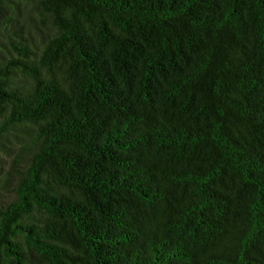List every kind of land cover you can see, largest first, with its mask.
I'll list each match as a JSON object with an SVG mask.
<instances>
[{
    "label": "trees",
    "instance_id": "1",
    "mask_svg": "<svg viewBox=\"0 0 264 264\" xmlns=\"http://www.w3.org/2000/svg\"><path fill=\"white\" fill-rule=\"evenodd\" d=\"M0 264H264V0H0Z\"/></svg>",
    "mask_w": 264,
    "mask_h": 264
}]
</instances>
